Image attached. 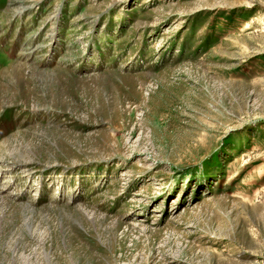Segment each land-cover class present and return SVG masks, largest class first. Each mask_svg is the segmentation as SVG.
I'll return each mask as SVG.
<instances>
[{
  "label": "rangeland",
  "instance_id": "obj_1",
  "mask_svg": "<svg viewBox=\"0 0 264 264\" xmlns=\"http://www.w3.org/2000/svg\"><path fill=\"white\" fill-rule=\"evenodd\" d=\"M0 264H264V0H0Z\"/></svg>",
  "mask_w": 264,
  "mask_h": 264
}]
</instances>
